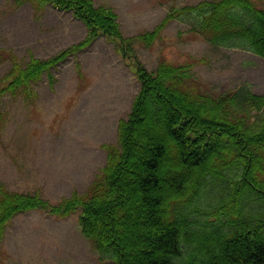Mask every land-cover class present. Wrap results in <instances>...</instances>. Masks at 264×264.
I'll list each match as a JSON object with an SVG mask.
<instances>
[{
    "label": "trees",
    "instance_id": "obj_1",
    "mask_svg": "<svg viewBox=\"0 0 264 264\" xmlns=\"http://www.w3.org/2000/svg\"><path fill=\"white\" fill-rule=\"evenodd\" d=\"M17 2L70 12L87 34L47 60L32 56L24 64L10 55L0 107L7 96L34 102V84L46 76L54 85L52 70L99 38L114 46L140 90L119 121L117 144L102 145L106 164L84 194L75 191L53 204L39 192L0 184V253L14 218L36 210L59 219L79 212L81 232L102 262L264 264V94L248 85L213 93L196 77L200 60L192 58L162 59L149 71L136 48H151L168 24L180 20L214 47L264 60V7L258 0L172 7L154 30L135 37L123 34L112 8L93 0ZM6 116L0 111V133Z\"/></svg>",
    "mask_w": 264,
    "mask_h": 264
},
{
    "label": "rangeland",
    "instance_id": "obj_2",
    "mask_svg": "<svg viewBox=\"0 0 264 264\" xmlns=\"http://www.w3.org/2000/svg\"><path fill=\"white\" fill-rule=\"evenodd\" d=\"M0 0V83L11 68L9 56L26 64L47 60L80 41L85 25L51 5L37 11L30 3ZM112 8L126 37L154 30L172 7L212 0H93ZM264 7V0H258ZM149 71L162 59L200 60L194 73L219 94L242 85L264 94V60L250 52L214 47L190 27L174 20L151 48L137 44ZM190 59V60H192ZM189 60V61H190ZM77 63L81 71L77 69ZM34 84L38 97L27 103L5 97L7 114L0 133V184L59 203L73 192L84 194L107 160L104 144H117L118 124L130 113L140 84L131 68L105 38L97 39ZM169 174H172L170 171ZM168 179V174H166ZM0 264H114L102 262L82 234L79 212L65 219L41 211L19 214L7 227Z\"/></svg>",
    "mask_w": 264,
    "mask_h": 264
}]
</instances>
